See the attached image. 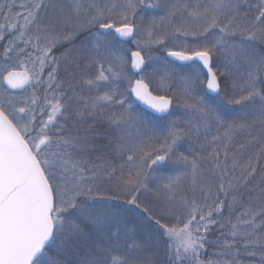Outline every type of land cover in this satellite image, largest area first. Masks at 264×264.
<instances>
[{"label":"snow or ice","instance_id":"obj_1","mask_svg":"<svg viewBox=\"0 0 264 264\" xmlns=\"http://www.w3.org/2000/svg\"><path fill=\"white\" fill-rule=\"evenodd\" d=\"M0 19V264H156L162 242L166 264H264V0H0Z\"/></svg>","mask_w":264,"mask_h":264},{"label":"trees","instance_id":"obj_2","mask_svg":"<svg viewBox=\"0 0 264 264\" xmlns=\"http://www.w3.org/2000/svg\"><path fill=\"white\" fill-rule=\"evenodd\" d=\"M8 2H12V0H8ZM15 2L16 3H23L24 0H15ZM14 11H19V9H15ZM3 22L4 21L2 19H0V24H2ZM81 39H83V37L78 38L76 43H79V41ZM127 44L131 45L132 50L136 49L135 45H133L131 41L128 42ZM152 51H153V56L160 57V61L153 65V67H155L158 70L155 73V76L158 78V77H161V76L164 75V73L162 72V70L165 67L164 65H162L163 64L162 61H164V59H163L164 50H163V48L157 47V48H154ZM164 62H166V61H164ZM167 62L169 63L170 61H167ZM4 67H5L4 61L2 59H0V71H3ZM150 70L151 69H149V71ZM46 72H47V69L45 70V74H46ZM159 72H161V73H159ZM126 88H127V83L126 82L121 83L120 90L124 91ZM31 91H33V89L28 88L24 92L16 93V94L23 96L24 94H29ZM154 93L159 94V95H164L165 94L163 92H159V93L154 92ZM85 94L86 95L88 94L87 90H85ZM201 94L203 95L204 93H201ZM206 99H213V102H216V101H218L219 98H216L215 95L208 94L206 96ZM180 106H182V104L181 105H177L176 108H178ZM174 107H175V104H174ZM134 108H135L137 114L143 115L145 119H147L148 121H150L151 123H154V124L163 125V124H165V120H167L168 118L170 119V117H158V116L146 111L145 109L140 107L138 104L134 105ZM173 111H174V117H179V118H182V119H187L188 118V112H187V110L185 108L183 109V111H179V112H176V110H173ZM98 130L101 133H105L107 131V126L106 125H101V126H99ZM96 143L100 144V145L105 144L106 143L105 136L101 135V136L97 137ZM197 147H198V145H197ZM182 150H184V149H182ZM166 174H173V173H166ZM88 231H91V229H88ZM216 234L217 233L215 231H213V233L209 236V239L210 240L214 239ZM87 243L91 244V241H88ZM84 250L85 249L82 248L81 253H80L81 255L83 254ZM211 253H212V248H211V246H208L206 255L210 256ZM166 260H167V258H166L165 254H164L163 242H162L161 245H160V250L158 251L157 256H156V264H166Z\"/></svg>","mask_w":264,"mask_h":264},{"label":"water","instance_id":"obj_3","mask_svg":"<svg viewBox=\"0 0 264 264\" xmlns=\"http://www.w3.org/2000/svg\"><path fill=\"white\" fill-rule=\"evenodd\" d=\"M130 40H131V39H129V41H130ZM136 50H137V49L132 50V51H136ZM16 70H17V71H21L22 69H16ZM6 74H7V73H6ZM6 74H5V75H6ZM4 86L7 87L6 84H5ZM26 89H27V88H26ZM10 91L22 92L21 90H10ZM23 91H24V90H23ZM154 94H155V95H158V94H156V93H154ZM209 94H211V95H215L214 93H209ZM137 104H138L140 107H142L143 109H145V110L151 112L152 114H154V115H156V116H158V117H165L164 114L154 112L152 109L148 108L146 105L142 104L141 102H137Z\"/></svg>","mask_w":264,"mask_h":264},{"label":"rangeland","instance_id":"obj_4","mask_svg":"<svg viewBox=\"0 0 264 264\" xmlns=\"http://www.w3.org/2000/svg\"><path fill=\"white\" fill-rule=\"evenodd\" d=\"M136 39H140V37H137ZM132 42V41H131ZM132 44L133 45H135L133 42H132ZM124 48H126V49H130L131 51H132V47H131V45H129V44H125L124 45ZM130 54V53H129ZM162 65H166V64H168V66L169 67H171V63L169 62H164V61H162ZM166 63V64H165ZM158 71V70H157ZM162 72L164 73L165 72V67H164V69L162 70ZM159 73H161V72H159ZM135 78H139L138 76L137 77H135ZM5 87V86H4ZM26 95H28V94H24L23 96H26ZM177 107V105H175V107L173 108V110H176V112H179V111H183V109H184V107L183 106H180V107H178V108H176ZM169 119V118H168ZM167 119V120H168ZM171 119V118H170ZM167 120H165V123L167 122Z\"/></svg>","mask_w":264,"mask_h":264}]
</instances>
